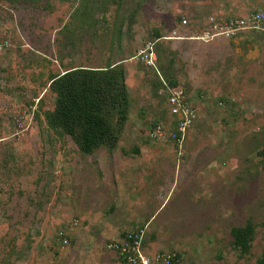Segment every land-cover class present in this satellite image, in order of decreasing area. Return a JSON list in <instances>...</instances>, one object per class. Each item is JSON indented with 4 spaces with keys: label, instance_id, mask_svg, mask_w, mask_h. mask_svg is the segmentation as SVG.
Here are the masks:
<instances>
[{
    "label": "rangeland",
    "instance_id": "374dc122",
    "mask_svg": "<svg viewBox=\"0 0 264 264\" xmlns=\"http://www.w3.org/2000/svg\"><path fill=\"white\" fill-rule=\"evenodd\" d=\"M255 10L264 0H0V264H128L104 248L126 232L146 264L264 258V35L221 33ZM73 69L120 72L114 145L84 151L52 127L49 82ZM173 87L192 109L181 135ZM246 227L240 252L230 231Z\"/></svg>",
    "mask_w": 264,
    "mask_h": 264
},
{
    "label": "trees",
    "instance_id": "16d2710c",
    "mask_svg": "<svg viewBox=\"0 0 264 264\" xmlns=\"http://www.w3.org/2000/svg\"><path fill=\"white\" fill-rule=\"evenodd\" d=\"M117 69L87 72L73 69L53 77L57 91L56 105L51 115L52 127L60 125L84 151H90L99 144L114 145L116 127L124 120L126 97ZM84 74V75H82ZM86 74V75H85ZM231 236L240 252L247 250L249 229L233 228ZM256 264H264V258Z\"/></svg>",
    "mask_w": 264,
    "mask_h": 264
},
{
    "label": "built area",
    "instance_id": "2783aa9c",
    "mask_svg": "<svg viewBox=\"0 0 264 264\" xmlns=\"http://www.w3.org/2000/svg\"><path fill=\"white\" fill-rule=\"evenodd\" d=\"M237 28L250 29L264 35V11L255 10L245 17L229 20L228 26L221 33L227 34ZM144 56L148 58L145 62L150 64L151 53L145 51ZM166 101L169 114L174 119L176 135H181L187 126L192 109L184 102L183 92L179 87L168 88ZM158 128L159 126L155 128V132L161 136L162 131H158ZM104 248L116 252L128 264H146L147 260L141 252V235L137 232H126L118 239L109 240Z\"/></svg>",
    "mask_w": 264,
    "mask_h": 264
},
{
    "label": "bare ground",
    "instance_id": "6f19581e",
    "mask_svg": "<svg viewBox=\"0 0 264 264\" xmlns=\"http://www.w3.org/2000/svg\"><path fill=\"white\" fill-rule=\"evenodd\" d=\"M216 34H219V33H216ZM213 35H215V34H213Z\"/></svg>",
    "mask_w": 264,
    "mask_h": 264
}]
</instances>
